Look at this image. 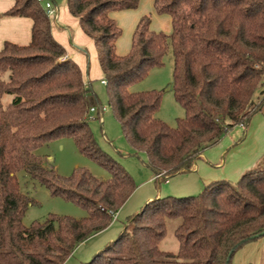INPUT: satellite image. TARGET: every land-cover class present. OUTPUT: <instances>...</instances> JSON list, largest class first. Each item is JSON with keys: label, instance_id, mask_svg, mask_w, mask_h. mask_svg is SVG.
<instances>
[{"label": "trees", "instance_id": "16d2710c", "mask_svg": "<svg viewBox=\"0 0 264 264\" xmlns=\"http://www.w3.org/2000/svg\"><path fill=\"white\" fill-rule=\"evenodd\" d=\"M4 16L32 20L31 41L4 42L0 49V264H64L73 251L107 229L136 189L131 176L100 150L88 125L98 106L91 84L66 58L50 19L36 0H14ZM140 0H67L68 12L93 40L108 105L135 152L157 180L192 172L205 150L236 126L246 127L264 98V0H153L158 15L172 20L169 35L150 31L143 16L130 52L116 54L121 30L111 12L134 10ZM170 51L175 101L185 116L171 128L155 115L161 93L129 87L161 67ZM10 96L4 103V97ZM70 137L79 152L109 172L97 180L84 169L68 178L34 152ZM25 172L52 196L71 201L87 216H50L26 228L34 204L19 190ZM169 220L177 221L175 253L159 247ZM264 238V159L237 182L219 180L196 196L154 199L128 219L119 236L84 264H231L236 252ZM264 264V263H263Z\"/></svg>", "mask_w": 264, "mask_h": 264}, {"label": "rangeland", "instance_id": "374dc122", "mask_svg": "<svg viewBox=\"0 0 264 264\" xmlns=\"http://www.w3.org/2000/svg\"><path fill=\"white\" fill-rule=\"evenodd\" d=\"M85 49L89 51L88 48ZM172 69L173 58L171 52L168 51L163 58L161 67L149 70L142 80L131 85L128 90L132 93L150 91L160 92L162 95L161 105L155 117L167 126L175 128L176 121L183 118L185 113L184 109L175 101L173 91L170 88L172 84ZM93 76L92 69L90 73L91 80L94 78ZM90 84L92 91L98 99L99 105L96 106L97 112L103 108L101 114H89L88 117V125L94 140L101 151L116 161L131 176L136 189L120 208L117 217L113 220L111 225L100 234L79 245L71 256L66 259L64 264H84L89 262L96 253L103 250L104 247L111 242L110 240L112 238V241H114L119 236L128 219L139 213L150 198H152L150 199V201H152L166 196H196L201 192V190L193 191L194 193L192 195L187 196L171 195V192H174L173 190L183 186L177 177L175 178L174 176L170 178V181L167 183L162 180H157L156 178H152L151 180V175L153 174L145 166V154L142 152H135L132 149L108 105V95L105 85H102L101 82L96 79H93ZM263 98L264 87L260 86L254 94L253 100L255 103H259ZM10 99V96H5L4 103L9 102ZM34 154L42 157L44 161L47 162V165L50 162L48 166L54 167L57 174L63 178L70 177L73 172L78 169L88 171L90 175L97 180H107L110 178L108 171L79 152L74 140L70 137L54 139L47 145L40 147ZM16 178L20 192L34 201V204L27 208L22 218V225L24 227L28 228L34 222L43 223L50 216L70 217L76 220H80L87 216L86 211L80 206L62 197L52 196L46 188L41 186L37 181L31 179L25 172H18ZM188 188L190 191L194 190L193 184L191 183ZM157 195L159 196L157 197ZM176 226L177 221L175 220L166 222L165 235L159 245L162 251L172 253L177 251L178 241L174 235ZM263 263L264 256L258 261V264Z\"/></svg>", "mask_w": 264, "mask_h": 264}, {"label": "crops", "instance_id": "0c3cea01", "mask_svg": "<svg viewBox=\"0 0 264 264\" xmlns=\"http://www.w3.org/2000/svg\"><path fill=\"white\" fill-rule=\"evenodd\" d=\"M50 1L56 10L55 19L50 20L54 40L64 48L66 58L78 66L84 84L91 83L93 79L103 81L104 76L98 64L94 42L83 33L79 20L69 14L67 0ZM14 3V0H0V49L4 42L25 46L31 41V19L4 16L14 6ZM147 15L151 18L150 31L166 35L172 32L170 16L158 15L154 10L153 0H140L138 7L134 10L116 11L109 14V18L116 23L122 34L116 41L118 56L123 57L130 52L136 26L139 20ZM91 65L94 75L92 80L90 79ZM263 159L264 104L260 111L251 117L246 127H234L215 146L205 150L192 172L175 176L183 186L173 190L171 195H192L193 191H202L204 186L214 181L236 182L245 172L258 166ZM152 178L155 177L151 175V180ZM191 183L194 190L190 191L188 187ZM150 199L146 203L150 202ZM262 255L264 256V238L249 243L236 252L231 264H258Z\"/></svg>", "mask_w": 264, "mask_h": 264}, {"label": "built area", "instance_id": "2783aa9c", "mask_svg": "<svg viewBox=\"0 0 264 264\" xmlns=\"http://www.w3.org/2000/svg\"><path fill=\"white\" fill-rule=\"evenodd\" d=\"M36 1L42 6V8H43V10H44V12L46 14V16L50 20H54L55 19V16H56V10H55V7H54V4L52 3V1H50V0H36ZM101 84L102 85H105L106 83L103 80V81H101ZM102 111H103V108H102V110H100L99 112H97L96 107H92V108L89 109V114H94V113H98V114L100 113L101 114ZM240 126L242 127V125H240ZM116 215L117 214H115L113 216V220H115Z\"/></svg>", "mask_w": 264, "mask_h": 264}]
</instances>
